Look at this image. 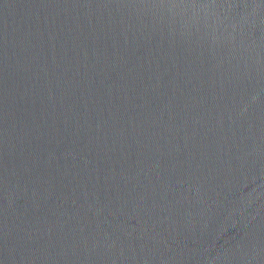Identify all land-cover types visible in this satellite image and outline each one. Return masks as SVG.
<instances>
[{
    "label": "water",
    "instance_id": "water-1",
    "mask_svg": "<svg viewBox=\"0 0 264 264\" xmlns=\"http://www.w3.org/2000/svg\"><path fill=\"white\" fill-rule=\"evenodd\" d=\"M0 264H264V0H0Z\"/></svg>",
    "mask_w": 264,
    "mask_h": 264
}]
</instances>
